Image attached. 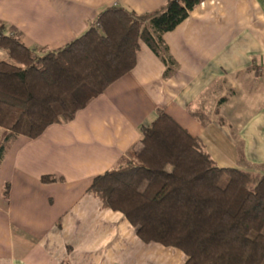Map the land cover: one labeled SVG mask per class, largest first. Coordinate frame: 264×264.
Masks as SVG:
<instances>
[{"label": "crops", "instance_id": "obj_1", "mask_svg": "<svg viewBox=\"0 0 264 264\" xmlns=\"http://www.w3.org/2000/svg\"><path fill=\"white\" fill-rule=\"evenodd\" d=\"M167 1L0 0V26L30 48L57 49L106 7L145 14ZM164 40L177 61L169 76L142 44L136 66L73 119L11 141L0 166V264H185L182 250L144 241L88 192L141 148L142 127L160 109L199 136L218 165L264 173V0H202ZM188 107L212 122L203 126ZM5 134L0 126V142Z\"/></svg>", "mask_w": 264, "mask_h": 264}, {"label": "trees", "instance_id": "obj_2", "mask_svg": "<svg viewBox=\"0 0 264 264\" xmlns=\"http://www.w3.org/2000/svg\"><path fill=\"white\" fill-rule=\"evenodd\" d=\"M201 2L168 0L145 14L109 6L57 49L30 48L0 26V166L16 136L37 137L73 119L131 71L142 44L172 74L177 61L164 34ZM188 112L203 126L213 120L201 109ZM141 144L93 179L88 192L104 208L122 212L144 241L182 250L185 264H264V173L218 165L199 136L161 109L142 127Z\"/></svg>", "mask_w": 264, "mask_h": 264}]
</instances>
